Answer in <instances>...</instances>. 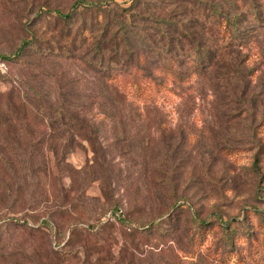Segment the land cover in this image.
I'll return each mask as SVG.
<instances>
[{
  "label": "rangeland",
  "instance_id": "374dc122",
  "mask_svg": "<svg viewBox=\"0 0 264 264\" xmlns=\"http://www.w3.org/2000/svg\"><path fill=\"white\" fill-rule=\"evenodd\" d=\"M75 1L0 0V55L17 52L23 39L34 35L58 39L62 25L54 16L43 19L40 9L45 4L67 13ZM174 1L162 4L163 9L149 7L161 17L172 13V21L204 35L207 26L191 2ZM255 29L245 32L247 44L233 50L244 68L254 69L240 83L243 100L256 111L252 122L246 117L228 121L224 114L237 98L223 94L218 73L210 71L160 94L145 106L144 123H133L129 111L128 123H101L96 150L80 142L63 162L59 157L53 163L52 175L38 156L40 170L20 167V161H28L22 154L14 160L15 169L1 167L0 264H264V32ZM96 80L79 57H48L28 49L22 62L9 63L0 74V92L17 87L33 95L75 84L81 89L72 92L91 95L98 91ZM28 140L21 135L12 142L23 152ZM61 197L70 204L54 220L62 231L58 247L53 225L32 232L26 224L40 227L62 207ZM173 206H178L176 213L161 221ZM116 207L125 220L163 224L164 233H134L111 215ZM195 217L208 224L199 229ZM234 218L239 221L231 224L235 238L230 246L221 224ZM100 224L106 226L102 232L87 229ZM75 225L84 230L70 232Z\"/></svg>",
  "mask_w": 264,
  "mask_h": 264
},
{
  "label": "trees",
  "instance_id": "16d2710c",
  "mask_svg": "<svg viewBox=\"0 0 264 264\" xmlns=\"http://www.w3.org/2000/svg\"><path fill=\"white\" fill-rule=\"evenodd\" d=\"M189 1L207 26L204 35L188 31L187 24L181 20L172 21V13L161 17L156 15L155 8L149 7L153 4L163 9L169 4L175 5L174 0L168 3L167 0H127L126 5L109 0H77L67 13L44 4L39 15L43 12V19L54 16L62 25L58 39H39L36 35L32 39H23L17 52L0 55V61L7 65L22 62L28 49L48 57H79L96 73L98 91L91 95L77 94L71 89H81L78 85L69 87L65 84L57 90L37 91L33 95L26 92L23 95L17 87L7 93L0 92V170L3 166L7 172L10 168L15 169L14 160L22 154L28 161L25 163L24 158L20 167L29 164L34 171L40 170L38 157H44V170L52 175L53 163L60 159L59 162H63L80 142H87L96 150L101 123H128V111L133 114V123H144L145 108L157 102L160 94L173 91L176 85L188 84L194 77H204L210 71L218 73L221 92L237 98L231 102L236 106L224 114L228 121L240 122L243 117L251 122L255 120L254 106L243 100L240 89L245 74L254 69L244 68V61L233 50L247 44L245 32L255 28L264 32V0ZM162 4L165 7H161ZM147 13L148 16L144 15ZM24 30H27L25 26ZM39 41L45 47L39 45ZM48 77L50 84L55 85L54 77ZM38 134L42 136L35 140ZM21 135L29 139L23 152L12 142ZM66 135L69 138L64 139ZM61 200L62 207L42 220L40 227L26 224L32 232L54 227L52 237L58 247L62 245L57 241L62 231L55 227L54 220L62 218L70 204L68 199L61 197ZM177 208L173 206L168 215L160 217L161 221H169ZM119 211L116 207L111 215L134 233H164L163 224L140 225L123 219ZM238 221L234 218L221 224L230 246L235 238L231 224ZM195 222L199 229L208 224L199 221L198 217ZM76 227L81 226L75 225L70 232L74 233ZM104 227L103 224L91 225L87 229L90 233H99Z\"/></svg>",
  "mask_w": 264,
  "mask_h": 264
},
{
  "label": "built area",
  "instance_id": "2783aa9c",
  "mask_svg": "<svg viewBox=\"0 0 264 264\" xmlns=\"http://www.w3.org/2000/svg\"><path fill=\"white\" fill-rule=\"evenodd\" d=\"M8 70V65L5 62L0 61V73L3 74Z\"/></svg>",
  "mask_w": 264,
  "mask_h": 264
}]
</instances>
